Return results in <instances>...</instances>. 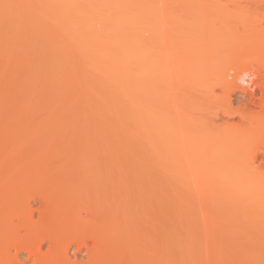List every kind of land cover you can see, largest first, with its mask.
I'll list each match as a JSON object with an SVG mask.
<instances>
[{
  "label": "bare ground",
  "instance_id": "1",
  "mask_svg": "<svg viewBox=\"0 0 264 264\" xmlns=\"http://www.w3.org/2000/svg\"><path fill=\"white\" fill-rule=\"evenodd\" d=\"M224 1L0 0L2 29L22 24L21 32L36 38L42 52L50 55L43 57V65L37 62L51 76L42 75L40 84L47 81L43 93L49 90L44 96H52L54 90L47 86L55 83L63 93L70 89L64 100L73 97L78 108L92 109L79 110L74 99L76 106L70 103L87 120L78 126L79 138L81 133V138L95 135L91 153L100 146L129 154L122 153L121 159L103 151L107 154L92 153L95 157L87 149L90 157L79 152L34 159L27 129L29 84L0 78V104L10 109L0 119V264H264V132L230 127L176 135L168 130L167 120L159 122L155 110L154 102L161 97L157 87L171 76L169 67L162 69V76L157 72L156 64H164L170 48L160 41L179 18L237 16L243 26L233 47L205 32L196 55L210 67L228 63L240 83L253 79L257 64L264 67V0H231L230 7ZM34 42L32 47H37ZM254 65L257 71L252 72ZM181 73H186V64ZM69 81L74 84L68 86ZM234 81L228 86V101ZM65 111L68 116L69 108ZM107 133L117 139L109 136L104 143L115 140L117 145L121 138V145L115 149L111 142L97 141ZM131 141L137 145L133 152L126 147ZM48 169L59 173L50 175ZM159 177L169 178L171 189L166 183L161 186ZM188 184L192 194L182 192ZM124 194L135 197L138 207L121 209ZM166 197L171 198L169 205ZM165 215L172 221L161 228L163 234L157 222Z\"/></svg>",
  "mask_w": 264,
  "mask_h": 264
},
{
  "label": "rangeland",
  "instance_id": "2",
  "mask_svg": "<svg viewBox=\"0 0 264 264\" xmlns=\"http://www.w3.org/2000/svg\"><path fill=\"white\" fill-rule=\"evenodd\" d=\"M220 1H224V0H220ZM230 1L231 0L224 1L226 3L223 2L224 3L223 6H225V7L226 6L227 7L233 6L234 5L233 2H231L233 4L232 5L231 3H229ZM40 21H41V19H36V22L41 23ZM18 24L19 23H15L14 25L11 24V25H13L12 29H11V27L9 29H7V27H9L11 25H9V26L7 25V27L4 26L3 29L4 28L7 29V30L4 29L5 30V32H4V30L1 27V25H3V24H1V22H0V27H1L0 30L1 29L3 30V31L2 30L0 31V45H1L0 51H2V54L0 52V56L1 55L3 56V57L1 56V59H0V61H1L0 63L2 64V65L0 64V69L3 67L0 70V78H3V79L5 78V80H9V81H13V82L18 81L20 83L27 84L26 86H28V84H29V86H28L29 88L26 90L28 92H26V93H27V95H30V96H28V101H27L28 103H30V106L28 104L27 105L29 107L28 109H31V111H30L31 113H30V116L28 117V121H29L28 124L29 125H28L27 129L29 130V133L28 132L27 133H28V138L30 140V143H29L30 144V148H29L30 153L32 152V154H34V156L31 154L33 156V158L34 159L37 158V160L41 159L42 161H43V159L44 160H48V159H54L55 160L57 158L59 159L60 156H61V158H62V156L66 157L68 155L67 157H69V156H74L75 154H76L75 156H79L80 154L77 155V153H79V152H81V154L83 153L82 155H80V156H83V155H86L85 152H87L89 150L88 152H90V154L92 156H95V157H96V155H97V157H103L102 155H104V153H105L103 151H107L111 156L114 155L116 157L118 155L116 158L122 159L123 157H120V155L122 156L124 154L123 151L120 152V151L114 150V149L111 150V147H110V149H108L109 150L108 151V150H105L104 148H103L104 150L99 149L100 148V146H99V148L97 150H94L92 152V153L96 154V155H93L91 153L92 149L89 147H93L90 145H93L94 140L92 139V137H94L95 135H93L91 137L90 135L86 136L85 134H83V136L85 135V138H81L82 137V133H81V135H80L81 137L79 138L78 133L80 134V132H78V130H77L79 128L78 126L80 124V127H81V125L87 121V120H85V122H84V120H83V118L86 119V117L78 116L80 114L79 110L83 109L85 111V109H86L85 112L91 113V112H93V111H90L92 109L85 108V107H84L85 108L84 109L81 107V105L79 108H82V109H79L78 108V104H79L78 102L79 101H75V98L70 97L71 94L69 95V97H70L69 99L64 100V98H67V96H68L66 93L67 90L64 91V93H63L62 89L58 88L59 87L58 84H57L58 87L55 86V83L54 84L51 83V84H53V87L51 84H50L51 87L47 86L49 88H52V89H50V92L51 91L53 92V90H54L52 96H50V95H49L50 97L48 95H46L48 97L44 96L45 94L49 93V90H48L49 88L47 89L48 92L45 91L46 93H43L44 89L46 90V88L44 86L47 85V81L45 80L46 84H43L41 82V84H43V85L40 84V81L44 82V79L49 76V73L46 72L47 73L46 74L44 69H43L44 72L41 71L42 70L41 66L45 62H47L46 58L44 59L43 57L45 56L48 59H50L49 58L50 55L48 53L44 54V52H42L43 48H41L42 46L40 45L38 40L36 41V38L34 39L33 36L30 37L29 35L22 33L21 32V31H23L22 30V24H21V26H20V24L19 25ZM242 26L243 25H242L240 19L237 16L232 15V14L230 16H225V17H216V16H214V17H202L199 15H196L194 17H182V18H179L177 20H174L171 23V31L169 33L165 34V36L162 37L161 41H160L162 46L163 45L164 46L170 45V48L166 50V56H165L166 60L164 61V64H163V61H160L158 64H156L157 72L159 75L160 74H161V76L163 75L162 73H160V72H162V69L169 67V71H170L171 76H170L169 80L164 79V83L162 84V86L165 84L164 88L162 86L157 87L158 96H161L160 98L159 97H157V98L162 103L158 104V102H159L158 100H157V102H154L155 105L157 103L155 110H156V112L158 111L160 119H161V120L159 119L160 121L159 120L158 121L161 122V121L167 120L168 126H169V128L167 127L168 130L176 133V135H178L180 132H188L191 130L195 131V132H201L202 135H205L208 132L213 131V130L214 131L215 130L220 131V130H224V129L230 128V127H231L230 129H232V127L233 128L235 127V129L238 127L237 130H240V131H242V130L243 131L244 130L245 131H249V130L256 131L257 130V132L258 131L264 132V122H263L264 119L261 117V116H263L264 109L261 107V104H260L261 99H262L261 98L262 92H261V85L259 84V83H261L260 81L264 80V75H262V73L264 71V67L262 65L263 63L257 64V66L254 65V67L252 66V68H251L252 72H255V71H257V68H255V66L258 67V71L255 73V75L261 72L259 75H257V76L254 75L253 79L248 84L240 83V82H237L236 80L234 81L236 73L229 70V66L227 65L228 63L227 64L219 63V65H214V66H212L214 68H212L208 64L205 65L204 63H202L201 59L196 55V53L194 51L196 48V45H198L197 42L201 40L200 38L203 36V34L205 32L212 33L213 34L212 37H214V39H219V40L221 39L220 42L223 43V45H227V46H225L226 48L228 46L233 47V44L235 45V42L237 41L238 37H240V32H241ZM17 37H19L21 39H19ZM31 39H33L35 41L33 44H35L37 47H32V43H30V42H33V40H31ZM2 41H4V42L2 43ZM11 41H13V42H11ZM21 41H23V42L21 43ZM28 43H29V45L31 44V47L29 49H27L28 48L27 46H29ZM231 43H233V44H231ZM181 45L183 46L182 49H180ZM34 48H35V50L34 51L32 50L33 52L29 51L30 49H34ZM38 49L41 50L43 55H41V52L37 51ZM30 54H32L31 55L32 58L30 57L31 59H33V57H37L33 60L37 59L38 61L36 60V62L34 61V63H33V60L27 59V57H29ZM51 56H53V55L51 54ZM22 58H24V59H22ZM25 58L27 60H31L32 63H31V61H28L30 64H27L28 62ZM37 62L38 63L40 62L42 65H38ZM36 64L38 65V67ZM184 64H186V73L182 74L181 70H182V67ZM5 65H7L8 68H5V67H7ZM161 67H164V68H161ZM210 68H211V70H210ZM253 68H255L254 71H253ZM39 69L41 72H39ZM208 70H210L209 72L213 71L214 73L208 74ZM5 71H6V73H5ZM228 72L231 74V76H229ZM41 73H43V74H41ZM163 73H165L164 70H163ZM205 74L209 75V76H206ZM42 75H44L45 78L44 77L42 78ZM50 77L51 76H49L48 79ZM233 81H234V83H233V85L229 91L230 100L228 101V100H226L227 93H228V86ZM37 82H38V84H37ZM71 84H74V83H70V81H69L68 86ZM75 85H76V82H75ZM242 86L243 87L248 86V88L243 89ZM54 87H55V89H54ZM56 87H57V92H55ZM249 87L254 89L253 90L254 95H253V93H251ZM59 89H61V90H59ZM61 91H62V93H61ZM69 91H70V89L67 92L69 93ZM58 92H60V93H58ZM55 93L57 94V96ZM65 93H66V95H65ZM62 94H64L65 96H63ZM41 95L48 98V99H45ZM72 96H74V94H72ZM162 97H163V99H161ZM73 99L77 103V106H76V103L74 105ZM59 100H60V102H59ZM62 100H64V101H62ZM61 101L63 103H65L64 104L65 106L67 105V102H68V107L66 106V108L61 109V108L65 107L64 105L62 107L60 106V103H62ZM72 101H73V103H71ZM227 101L230 102V105H228ZM58 103H59V105H58ZM70 103L73 104L72 106H74V107L76 106L79 110H77V108L75 109L74 107L72 108ZM3 107H4L3 105L0 106V108H1L0 111H2L1 112L2 114L0 115V119L2 118L4 111H6V113L10 112V109L6 110L7 107H5V109ZM57 107H59V109H57ZM70 107L73 110L75 109V114L70 109ZM67 108H69L68 112L71 115H69L67 113L68 116H65L66 115L65 110H67ZM54 109H55V111H54ZM88 109H90V110L88 111ZM260 111L262 112V115H260V117H261V119H263V121H260L261 119L258 115L259 113L261 114ZM53 112L55 113V116H54ZM59 113H61V115H58ZM89 113H87V114H89ZM7 115H8V113L5 116L3 115V117H7ZM74 117L76 119H74ZM224 121H226V123ZM82 122H84V123H82ZM240 125L243 126L244 129H242V127L240 128ZM109 136L111 137V135L109 133H107L104 136L105 138H103V137H102V139L97 138V141H99V140L102 141L100 143H104L105 141H109ZM86 137H87L88 141L82 142V140L86 139ZM106 137H108V138H106ZM112 137H111V139H114V138L117 139L116 134L115 135L113 134ZM89 138L92 139V141L89 140ZM120 139L121 138H118L119 141L116 140L117 145H121V144H118V143H122L121 142L122 140H120ZM112 141H113V143L110 140L111 144H113L112 147L117 146L116 144L114 145L115 140H112ZM87 142H88L89 146H87ZM84 143H86V144H84ZM106 143H104V144H106ZM109 143H107V144H109ZM81 144H83V145H81ZM94 144H97V142ZM129 145H132L133 147L135 145V147H137L136 142L134 143V141H133V143H132V141L130 143H128L126 145V147H128L130 152H133L135 147L132 149V148H130L132 146H129ZM94 149H95V147H94ZM101 151L103 152L102 154H101ZM88 152H87V155H89L88 157H90V154H88ZM70 154H72V155H70ZM105 154H107V153H105ZM128 155L129 154H126V155L124 154L123 156L128 157ZM83 158H86V157L84 156ZM55 167H57V166H55ZM72 169H74V167H69V170H72ZM52 170H54V168ZM56 170L57 169H55V171H53V173H52V171L49 170L50 171L49 174L51 173V174L55 175L56 173H54V172H56ZM58 173H59V170L57 171L56 175H58ZM60 173L62 174L63 172L60 171ZM61 174H60V176H61ZM53 177H55V176H53ZM59 177H57V178H59ZM165 179L166 178H164V177H159L160 185L164 186V188H165V185H164L165 183L167 185L171 184V182H169V181H171L169 178H167L169 181L167 179L166 180ZM162 181H165V182H163V185H162ZM104 185H106V183ZM169 186H170V188H169ZM166 187L168 188V190L171 189V185H168ZM189 188H193V186H191L190 184L184 186L182 192L185 193V191H187V192L191 193L194 190V188H193V190H191ZM130 197L131 196L127 195L126 197H124L125 199L121 198L120 200L123 203L118 201V202H120L119 205L122 207V208L120 207L121 209H133L134 207H138L139 203L137 206L136 205L134 206V204L137 203V199L135 197L134 198L133 197L130 198ZM164 200H165L164 203L166 205L167 204L169 205V203H171L170 197L169 198L166 197ZM193 202H194V199H193ZM122 204H125V205L122 206ZM36 206H37V203H35V208H36ZM35 215H37V212H35ZM165 216H166V218H165ZM165 216H163V217L161 216L158 219L157 224H159L158 225L159 228L156 227V229L158 228L157 231L161 232V228L167 227V225L170 224V222L172 221L171 216H168V215H165ZM35 218H36V216H35ZM161 218L163 220H161ZM162 222H164V223H162ZM167 230L168 229H166V231ZM157 231H156V234L158 236L159 235L161 236L162 235L161 233L165 234L164 231H162L161 233H159ZM23 233H24V231L21 230V234H23ZM32 240H34V239H32ZM46 246H47V242L45 241V244L42 246L43 247L42 249H46ZM74 247H73V249H74Z\"/></svg>",
  "mask_w": 264,
  "mask_h": 264
}]
</instances>
